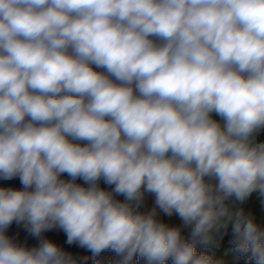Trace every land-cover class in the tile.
Returning a JSON list of instances; mask_svg holds the SVG:
<instances>
[{
    "label": "clouds",
    "instance_id": "obj_1",
    "mask_svg": "<svg viewBox=\"0 0 264 264\" xmlns=\"http://www.w3.org/2000/svg\"><path fill=\"white\" fill-rule=\"evenodd\" d=\"M261 129L264 0H0V180L22 185L0 187V264H77L53 229L113 264H222L197 247L229 225L264 264V228L227 203L264 198Z\"/></svg>",
    "mask_w": 264,
    "mask_h": 264
},
{
    "label": "crops",
    "instance_id": "obj_2",
    "mask_svg": "<svg viewBox=\"0 0 264 264\" xmlns=\"http://www.w3.org/2000/svg\"><path fill=\"white\" fill-rule=\"evenodd\" d=\"M103 71L102 69H97ZM213 118L223 124V120L215 113L212 114ZM257 142L264 141V129H261L255 137ZM83 144L82 141H76ZM0 187L6 188H20L18 183L12 179L8 181L0 180ZM114 187V186H113ZM112 187V188H113ZM112 188L110 191H112ZM108 191V190H107ZM115 199L123 201L124 196L116 195ZM233 211L243 209L246 215L251 216L255 222L264 228V198H262L257 191H254L243 203L235 201L234 198H230L227 202ZM155 207V196L151 193H145L144 200L141 203L138 211L147 213ZM157 219L160 222L167 224L169 227H178L181 229V235L185 237V240L190 239V227H184L183 221L173 213L172 216H166L162 211L157 208ZM17 233L20 235L24 243L28 248L38 246L39 241L33 238L23 224H17L15 221L12 223ZM42 238L49 239L56 242L62 249L64 248L65 234L62 230L53 229L42 233ZM214 245L210 247H197L198 254H205L212 257L213 260L221 261L222 264H255V261H248L247 257L239 256L232 251V231L231 225L225 230L221 229L220 232L214 233ZM78 245V244H77ZM108 250L103 251L107 252ZM83 253H91L84 248ZM101 253V254H102Z\"/></svg>",
    "mask_w": 264,
    "mask_h": 264
},
{
    "label": "trees",
    "instance_id": "obj_3",
    "mask_svg": "<svg viewBox=\"0 0 264 264\" xmlns=\"http://www.w3.org/2000/svg\"><path fill=\"white\" fill-rule=\"evenodd\" d=\"M18 236H19V240L17 244L28 247L24 243V241L22 240L19 234ZM75 251L77 255L74 259L77 260V264H113V261L117 258L116 253L111 250H108L107 252L100 254L98 257H93L92 253H83L84 248H81L78 245L76 246ZM133 264H143V261H141L139 256H137L134 258ZM166 264H172V260L169 259L168 261H166Z\"/></svg>",
    "mask_w": 264,
    "mask_h": 264
},
{
    "label": "built area",
    "instance_id": "obj_4",
    "mask_svg": "<svg viewBox=\"0 0 264 264\" xmlns=\"http://www.w3.org/2000/svg\"><path fill=\"white\" fill-rule=\"evenodd\" d=\"M82 142H83V144H86V143H87L86 141H82ZM61 178H62V179H65V180H69V179H71L67 174H62V175H61ZM14 180L18 183V185L20 186V188H22V185L20 184L19 179H18V178H14ZM76 183L81 184L82 186L87 187V185L84 184V182H83L81 179H79V178H77ZM98 184H99V186H100L101 188H104L105 190H108V191H110L111 188L114 186V185H111V186H110V185H106V184L104 183L103 178H101V179L98 181ZM6 234H7L10 238H12L13 241H14L15 243L18 242V240H19V236H18V233H17V231L15 230V228L13 227L12 224H11V226L7 229V233H6ZM66 239H67V237H66V235H65V239H64V248H63V250H64L65 252L71 254V256H72L73 258H75L76 255H77V253H76V251H75V250H76V246H77V244L74 243V244H72V245H68V244L65 243Z\"/></svg>",
    "mask_w": 264,
    "mask_h": 264
}]
</instances>
